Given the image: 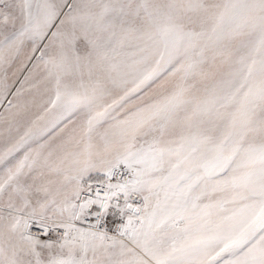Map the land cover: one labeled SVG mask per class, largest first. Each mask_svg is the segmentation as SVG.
<instances>
[{
    "label": "snow or ice",
    "instance_id": "snow-or-ice-1",
    "mask_svg": "<svg viewBox=\"0 0 264 264\" xmlns=\"http://www.w3.org/2000/svg\"><path fill=\"white\" fill-rule=\"evenodd\" d=\"M0 264H264V0H0Z\"/></svg>",
    "mask_w": 264,
    "mask_h": 264
}]
</instances>
